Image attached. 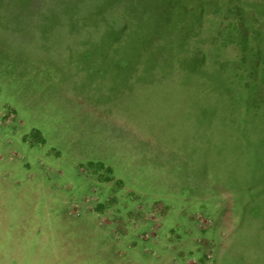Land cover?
<instances>
[{
	"label": "rangeland",
	"instance_id": "rangeland-1",
	"mask_svg": "<svg viewBox=\"0 0 264 264\" xmlns=\"http://www.w3.org/2000/svg\"><path fill=\"white\" fill-rule=\"evenodd\" d=\"M34 1L0 0V264H264L239 0Z\"/></svg>",
	"mask_w": 264,
	"mask_h": 264
},
{
	"label": "trees",
	"instance_id": "trees-1",
	"mask_svg": "<svg viewBox=\"0 0 264 264\" xmlns=\"http://www.w3.org/2000/svg\"><path fill=\"white\" fill-rule=\"evenodd\" d=\"M28 1L30 4L35 2L34 0ZM233 3L231 6L225 3L217 9V11L223 10L224 14L227 12L226 16L234 18L228 23L226 41L238 43L242 51L250 55V68L253 73H261L258 84H264V0H253L252 2L239 0ZM237 63L239 65L240 61Z\"/></svg>",
	"mask_w": 264,
	"mask_h": 264
}]
</instances>
